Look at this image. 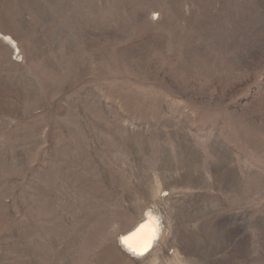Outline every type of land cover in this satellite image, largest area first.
<instances>
[{"label": "rangeland", "instance_id": "374dc122", "mask_svg": "<svg viewBox=\"0 0 264 264\" xmlns=\"http://www.w3.org/2000/svg\"><path fill=\"white\" fill-rule=\"evenodd\" d=\"M0 264H264V0H0Z\"/></svg>", "mask_w": 264, "mask_h": 264}, {"label": "bare ground", "instance_id": "6f19581e", "mask_svg": "<svg viewBox=\"0 0 264 264\" xmlns=\"http://www.w3.org/2000/svg\"><path fill=\"white\" fill-rule=\"evenodd\" d=\"M5 39L17 49L11 37L5 36ZM161 229L160 216L148 210L129 230L120 235V245L133 257H143L154 249L161 236Z\"/></svg>", "mask_w": 264, "mask_h": 264}]
</instances>
